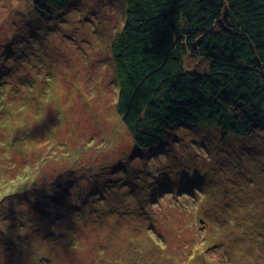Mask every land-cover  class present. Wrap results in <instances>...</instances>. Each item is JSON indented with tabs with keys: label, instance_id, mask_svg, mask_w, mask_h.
I'll use <instances>...</instances> for the list:
<instances>
[{
	"label": "rangeland",
	"instance_id": "obj_1",
	"mask_svg": "<svg viewBox=\"0 0 264 264\" xmlns=\"http://www.w3.org/2000/svg\"><path fill=\"white\" fill-rule=\"evenodd\" d=\"M80 3L41 20L0 0V264H264V135L178 128L129 159L110 47L126 1Z\"/></svg>",
	"mask_w": 264,
	"mask_h": 264
},
{
	"label": "trees",
	"instance_id": "obj_2",
	"mask_svg": "<svg viewBox=\"0 0 264 264\" xmlns=\"http://www.w3.org/2000/svg\"><path fill=\"white\" fill-rule=\"evenodd\" d=\"M80 1L32 6L52 20ZM125 1L110 47L114 113L132 138L129 159L171 144L178 128L204 141L264 135V0ZM182 190L200 192L192 181Z\"/></svg>",
	"mask_w": 264,
	"mask_h": 264
}]
</instances>
